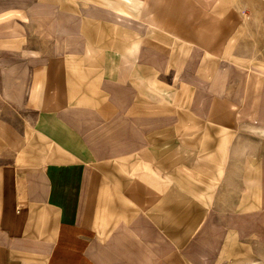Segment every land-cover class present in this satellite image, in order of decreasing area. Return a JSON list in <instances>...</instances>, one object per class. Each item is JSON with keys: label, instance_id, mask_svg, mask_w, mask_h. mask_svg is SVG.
<instances>
[{"label": "crops", "instance_id": "obj_1", "mask_svg": "<svg viewBox=\"0 0 264 264\" xmlns=\"http://www.w3.org/2000/svg\"><path fill=\"white\" fill-rule=\"evenodd\" d=\"M106 1L105 10L132 20L135 38L99 42L81 19L89 47L73 53H63L62 37L54 44L62 52H48L49 34L36 17L48 7L0 6V124L16 125L4 117L8 110L24 113L25 128L17 146L13 132L0 133V158H11L0 160V264H225L217 203L196 174L212 163L240 187L251 138L240 144L241 118L219 111L248 105L193 97L202 84L219 91L211 70L224 89L229 42L243 28L242 6L255 0H136V16ZM56 8L87 13L64 1ZM32 18L40 20L39 44L27 33ZM96 45L121 49L95 54ZM167 72L169 84L159 78ZM157 84L170 88L169 97ZM249 182L257 190V178Z\"/></svg>", "mask_w": 264, "mask_h": 264}, {"label": "rangeland", "instance_id": "obj_2", "mask_svg": "<svg viewBox=\"0 0 264 264\" xmlns=\"http://www.w3.org/2000/svg\"><path fill=\"white\" fill-rule=\"evenodd\" d=\"M28 1L32 6L38 5L42 8L45 6L48 7L49 12L47 15H37L36 17H43V25L46 27V31L49 34V53L62 52L61 50L57 51L54 46L56 37L64 38L66 45L64 46L63 53H73V51L80 52L79 50H82L84 47L85 48L81 52H85V50L88 49V41L85 39L87 36L86 32L82 29L81 33L78 28L81 19L86 21L85 27L90 26L91 31H95V35H97L99 42L110 37H113L114 40H121V42H130L133 38L132 36L135 38V35L131 34L132 30L130 28L127 30L128 23L131 26L132 20L119 17L115 13L105 10L102 0ZM63 1L64 5L69 7H73L74 5H86L85 12L87 11V13L74 14L65 13L63 9H60V11L57 10L56 7H58V4L62 5ZM106 3L113 6L114 9L122 15L127 14L136 16L138 5L136 0H107ZM8 5L9 0H0L2 9H7ZM241 11L244 13L242 17L243 22L241 23L243 28L230 40L228 45L229 55L232 61H224L221 65V68H224L225 72L223 79L225 83L224 89L221 88V86L218 87L217 84L222 82L221 77L216 76V72H212L211 70L208 74L209 81L213 84L216 82L215 86L219 91L215 90L213 91L214 93H212L210 92L213 88L212 86L202 84L198 90L201 89L203 94L196 93L197 95L194 94L193 98L195 101L199 98L198 101H201L202 105L208 102L211 103V100L222 101V99L225 98L235 100L237 105L241 107L248 105V108H241L240 110L219 111V117L230 119L240 117V144H244V142L247 143L251 138L249 140L251 141V147L247 154H242H246V157L240 159L242 166V173L238 175L239 178H241V182H239L240 187L236 180L234 182H228L226 178H222L224 177L221 174L222 170L217 173L212 163L208 166L201 165L196 175L199 176V181H203L204 178L206 179V186L210 185L211 187L209 193L217 203L214 208L218 210V219L224 225L226 234L223 247L224 255L222 258L225 264H264V138L261 136V131L264 129V0H255L253 5L245 9H243L242 6ZM36 21L40 20H35L33 18L27 19V23L33 25L32 29L27 31V33H31L32 35L29 39L31 42L39 44L40 40L37 38V33L35 32L36 26L34 25ZM104 22H111L113 24L112 29H108V31L104 30V28H106L103 25ZM147 32L148 31L145 30L146 34ZM74 33L79 40V44L75 47L72 46L75 44ZM31 47L35 46L33 45ZM177 48V52L182 49V47ZM120 49L121 46L118 45H113L107 50L106 47L96 45L93 46L92 52L95 54L102 52L119 54ZM175 50L173 49L172 53H174ZM233 51L235 52L234 54ZM163 60L164 58L162 62ZM187 63L193 66L190 60ZM113 64L116 65L115 62ZM194 64L196 63L194 62ZM172 75L171 72H167L166 74H161L159 78L163 82H166L165 84H169ZM35 77L40 81L39 75ZM177 86L178 85H176L175 88L179 90L181 87L178 86V88ZM155 89L161 97H169L170 88L164 84L155 85ZM226 90L228 92H226ZM184 97L185 95L179 94L178 102L182 101ZM0 101L2 100L0 99ZM159 111L168 113V111L164 109ZM205 112L206 110H200L201 114ZM12 113V111L9 112L8 110H4V117L11 121H15L16 125H9L12 126L9 127L8 124L2 122L0 124V133L7 134L9 131L13 132L16 135L15 140L17 146L21 143L22 134L25 132L22 120H20L24 117V113L22 116L19 112H16V115ZM35 131L36 130L32 131L33 139L36 137ZM254 140H256L255 148L253 145ZM10 148L11 150H16L15 147ZM34 149H36L35 146ZM0 160L3 162L11 160V158L7 154L2 156ZM254 177L257 178V190L253 183L250 184L249 182V179H253ZM216 195H218V199H216ZM254 199H256V201L249 204V202ZM206 247L207 244H205V248Z\"/></svg>", "mask_w": 264, "mask_h": 264}]
</instances>
